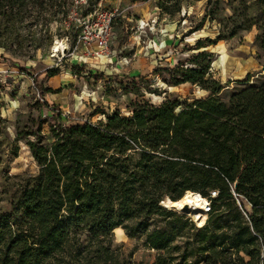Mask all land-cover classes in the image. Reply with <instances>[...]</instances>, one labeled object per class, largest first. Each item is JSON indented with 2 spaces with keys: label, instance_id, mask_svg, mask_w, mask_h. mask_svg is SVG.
I'll return each instance as SVG.
<instances>
[{
  "label": "trees",
  "instance_id": "16d2710c",
  "mask_svg": "<svg viewBox=\"0 0 264 264\" xmlns=\"http://www.w3.org/2000/svg\"><path fill=\"white\" fill-rule=\"evenodd\" d=\"M161 2V13L173 16ZM253 5L256 21L247 29L258 30L254 39L264 50V0ZM223 38H197L188 58L153 70L165 74L166 84L189 83L204 96L150 104L138 76L143 87L133 81L131 89L123 86L136 97L127 115L114 109L96 120L50 127L47 143L38 130L25 139L38 170L10 211L0 212V264H117L109 240L118 228L128 238L143 233L146 246L156 250L183 237L189 252L181 254L182 263L190 253L201 264H258L264 246V84L238 80L226 100L219 97L224 86L210 72L206 47ZM44 74L49 78L56 70ZM186 195L210 199L202 226L177 214L173 204L161 206L165 198L178 202ZM221 207L229 213L219 227ZM154 217L167 226L150 227ZM173 259L165 254L154 264Z\"/></svg>",
  "mask_w": 264,
  "mask_h": 264
},
{
  "label": "rangeland",
  "instance_id": "374dc122",
  "mask_svg": "<svg viewBox=\"0 0 264 264\" xmlns=\"http://www.w3.org/2000/svg\"><path fill=\"white\" fill-rule=\"evenodd\" d=\"M157 1L137 0L125 5L119 0H0L1 213L10 211V203L37 173L38 166L24 143L26 138L33 139L30 134L34 131L38 130L47 143L50 127L58 129L73 122L96 120L103 117L101 112L114 109L127 115V106L136 97L123 93V86L131 89L133 81L143 87L138 76L147 86L143 97L150 104L204 96L203 91L189 83L170 86L162 81L165 74L153 73L154 69L172 67L178 60L188 58L197 38L217 34L224 37L206 47L212 54L210 72L224 86L219 94L222 100L240 86L238 80L248 78L254 85L264 84V50L254 39L258 30H246L248 23L253 25L256 21L253 0H244V7L237 0H162V8L174 13L171 17L164 14V18L175 30H161L155 24V14L162 12ZM97 5L107 11L124 10L111 23L108 51L92 55L96 50L93 42L87 47L80 44L72 51L76 35L83 30L79 21ZM243 12L246 19L239 18ZM93 21L94 18L90 23ZM164 40L172 42L164 44ZM60 47L65 48L62 53L54 52ZM75 64L82 67L73 70L71 66ZM48 68L56 70L49 78L44 74ZM220 210L221 217L216 222L219 227L224 224L223 216L229 213L223 207ZM174 211L187 217L195 227L205 223L206 216L198 211L201 222L189 213ZM167 222L154 217L149 224L167 226ZM174 240L178 250L172 248L174 243L166 251L151 249L146 246L143 233L128 238L118 228L112 232L109 244L117 264H154L165 254L174 258L171 264H201L200 256L190 253L182 263L181 254L189 249L184 246L183 237Z\"/></svg>",
  "mask_w": 264,
  "mask_h": 264
},
{
  "label": "built area",
  "instance_id": "2783aa9c",
  "mask_svg": "<svg viewBox=\"0 0 264 264\" xmlns=\"http://www.w3.org/2000/svg\"><path fill=\"white\" fill-rule=\"evenodd\" d=\"M122 11L124 10L122 9L119 10L118 8H114L108 11L102 10V8H100L97 5V7H95L92 12H89L84 16L81 22L79 21V23L83 26V30H80V32L76 35L74 39L72 51L77 50L80 44L87 47L89 46L90 42H93L96 50L91 53L92 55L99 53H106L108 51V44L111 36V23L115 18L120 16ZM93 18L94 21L90 23V21L93 20ZM98 19H100V23H98ZM89 28L90 30H88ZM64 49L65 48L63 47H60L59 49L56 48L54 52L62 53ZM85 50L88 54L90 53L87 48H85ZM215 194L216 192L212 191L210 193V197L211 198L214 197ZM247 207H249L248 204ZM197 211L206 216V214L210 211V199L204 198L202 205ZM240 212L242 216L245 218V220H248L246 213L242 209H240ZM263 255H264V246H261L259 252L258 264H261V259Z\"/></svg>",
  "mask_w": 264,
  "mask_h": 264
},
{
  "label": "bare ground",
  "instance_id": "6f19581e",
  "mask_svg": "<svg viewBox=\"0 0 264 264\" xmlns=\"http://www.w3.org/2000/svg\"><path fill=\"white\" fill-rule=\"evenodd\" d=\"M185 195V194H184ZM170 203V204H173V208L176 210V211H179V212H186V213H189L190 215H192V218H194L195 221H200L203 219L202 218V215H196L198 212L197 210L200 208V206L202 205L203 203V199H195L192 195H186L185 197L182 196L181 199H179V201H175V202H168V201H163L161 202V206H163L164 203ZM177 202V203H176ZM174 203L176 205H174ZM183 204L187 205L188 206V209L186 210H183L182 209V206ZM165 208V207H164ZM199 214V213H198ZM196 223V222H195Z\"/></svg>",
  "mask_w": 264,
  "mask_h": 264
},
{
  "label": "crops",
  "instance_id": "0c3cea01",
  "mask_svg": "<svg viewBox=\"0 0 264 264\" xmlns=\"http://www.w3.org/2000/svg\"><path fill=\"white\" fill-rule=\"evenodd\" d=\"M119 1H121L122 2V4H125L126 5V2H130L129 0H119ZM133 5L134 4H132L130 7H131V9H132V7H133ZM155 15H157V22H155V24H157V26L159 27V28H161V30H175L174 28H172V24L170 23V21L168 20V19H165L164 18V14L163 13H158V14H155ZM163 23V24H162ZM163 26V27H162ZM250 29V28H249ZM249 29H246V30H249ZM254 30V29H253ZM172 36L171 37H173L174 38V36H175V34H171ZM170 43V42H172L171 40H164L163 41V43L165 44V43ZM185 84V83H184Z\"/></svg>",
  "mask_w": 264,
  "mask_h": 264
},
{
  "label": "water",
  "instance_id": "95a60500",
  "mask_svg": "<svg viewBox=\"0 0 264 264\" xmlns=\"http://www.w3.org/2000/svg\"><path fill=\"white\" fill-rule=\"evenodd\" d=\"M187 192H189V191H187ZM164 201L173 202V201L169 200L168 198H165ZM160 203H161V202H160ZM182 209H183V210H186V209H188V206L185 205V204H183Z\"/></svg>",
  "mask_w": 264,
  "mask_h": 264
}]
</instances>
